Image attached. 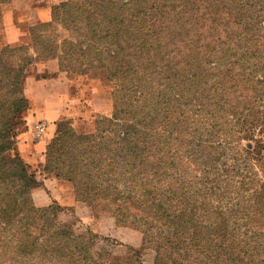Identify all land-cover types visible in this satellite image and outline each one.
Segmentation results:
<instances>
[{"label": "trees", "instance_id": "obj_1", "mask_svg": "<svg viewBox=\"0 0 264 264\" xmlns=\"http://www.w3.org/2000/svg\"><path fill=\"white\" fill-rule=\"evenodd\" d=\"M41 25L0 46V264H146L33 200L17 127L28 77L51 59L116 87L109 129L57 122L44 173L141 229L152 264H264V0H67Z\"/></svg>", "mask_w": 264, "mask_h": 264}, {"label": "rangeland", "instance_id": "obj_2", "mask_svg": "<svg viewBox=\"0 0 264 264\" xmlns=\"http://www.w3.org/2000/svg\"><path fill=\"white\" fill-rule=\"evenodd\" d=\"M73 1L78 2L81 0ZM7 4L9 3L0 5V46L7 44L3 30L5 22L3 17L5 13H7V6H5ZM21 28L26 33L22 43H27L41 33L43 26L41 24L33 26H30L29 24H21ZM62 31L63 30L61 29L56 32L54 31L55 35L50 37L56 38V36H58L59 33H62ZM70 34L71 33L69 32L64 33L65 36H69ZM79 77L81 76L74 74V76L69 77V82L68 80H65V84L67 83L70 85V95H68L65 90V95H63V104L69 113H66L63 117L65 120L63 118L62 120L68 122L78 133H101L103 129H109L104 117L110 118L114 112L113 92L116 87L115 82L109 80L106 72L101 69L93 71L92 75L89 76L93 80L92 82H86L81 86L77 81ZM29 103L30 108L25 112L23 121L17 127L18 138L30 128V125L27 124V116L29 115L30 109H32L31 101H29ZM53 110H55L53 106L47 109V111ZM59 121H61V119L55 123L53 135L49 124V131L44 138L37 136L36 139L45 140L48 138L49 143L56 133L57 122ZM103 121L104 123H101ZM39 122L40 121H38L35 125L33 124L34 130H36V126ZM51 127H53V124ZM106 130L103 134H107ZM30 166L31 184L32 187H37L41 182L43 183L44 180L43 177H41L42 174H40V170L36 168V165ZM48 175H50V177H55L53 174ZM61 183L64 187H66V193L73 195L76 198L73 184L66 180H61ZM84 204L85 205L82 206H88L86 203ZM89 210L92 213L89 221L83 220L80 217L81 214L77 215L74 208L60 213V217L64 222H74L77 233L92 231L94 234L98 235V248L112 254L114 259L117 261H129L135 258L136 255H139L146 264H152L154 262L156 258V251L152 247L144 246V234L141 229L131 223H117L115 218L109 216L108 214H95L90 207ZM5 264H9V262L5 260Z\"/></svg>", "mask_w": 264, "mask_h": 264}, {"label": "crops", "instance_id": "obj_3", "mask_svg": "<svg viewBox=\"0 0 264 264\" xmlns=\"http://www.w3.org/2000/svg\"><path fill=\"white\" fill-rule=\"evenodd\" d=\"M64 1L67 0H15L5 5L7 6V13L3 17L5 21L3 30L6 43L11 45L22 43L26 33L22 30L21 24L33 26L51 22L53 19V6ZM33 69L35 73L46 77L37 78L33 75L28 77L27 94L32 109H30L29 115L27 114V124L30 125V128L18 139V149L22 157L30 165H36L44 180L37 187H32L33 200L39 207L58 203L64 208H74L77 215L81 214L80 217L83 220L89 221L92 216L89 207L82 206L85 204L77 201L75 196L66 193V187L63 186L61 180L50 177L42 171L48 138L37 140L36 130L33 126L38 121L45 120L50 124L53 135L56 121L69 113L63 104L65 90L70 95V85L65 84V80L69 82L67 68L59 59H51L37 62ZM89 76L85 75L77 79L80 86L93 81ZM51 106L55 110L47 111ZM52 124L53 127H51Z\"/></svg>", "mask_w": 264, "mask_h": 264}, {"label": "built area", "instance_id": "obj_4", "mask_svg": "<svg viewBox=\"0 0 264 264\" xmlns=\"http://www.w3.org/2000/svg\"><path fill=\"white\" fill-rule=\"evenodd\" d=\"M49 131V123L45 121H40L36 126V134L38 137L43 138Z\"/></svg>", "mask_w": 264, "mask_h": 264}]
</instances>
